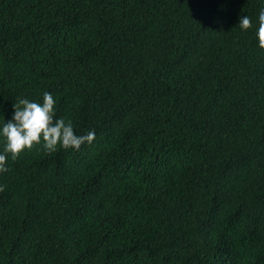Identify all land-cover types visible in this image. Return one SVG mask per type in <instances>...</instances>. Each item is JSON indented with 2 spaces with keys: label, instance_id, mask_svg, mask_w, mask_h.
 <instances>
[{
  "label": "trees",
  "instance_id": "1",
  "mask_svg": "<svg viewBox=\"0 0 264 264\" xmlns=\"http://www.w3.org/2000/svg\"><path fill=\"white\" fill-rule=\"evenodd\" d=\"M261 9L0 0V127L49 92L57 118L95 132L9 155L0 264H264Z\"/></svg>",
  "mask_w": 264,
  "mask_h": 264
},
{
  "label": "clouds",
  "instance_id": "2",
  "mask_svg": "<svg viewBox=\"0 0 264 264\" xmlns=\"http://www.w3.org/2000/svg\"><path fill=\"white\" fill-rule=\"evenodd\" d=\"M239 27L248 30L252 27L251 19L248 16L240 17ZM256 35L259 47L264 49V9L259 12ZM55 105L56 101L49 92L43 94L42 103L17 98L13 104L15 111L12 119L0 127V137L4 141L3 150L0 151V172L8 171L9 155L16 160L21 152L31 150L35 145L42 144L43 149L51 154L59 149L78 151L82 145H90L94 141V130L77 135L70 120L57 118ZM3 191L5 187L0 185V192Z\"/></svg>",
  "mask_w": 264,
  "mask_h": 264
}]
</instances>
